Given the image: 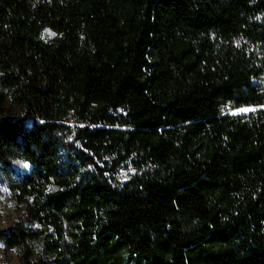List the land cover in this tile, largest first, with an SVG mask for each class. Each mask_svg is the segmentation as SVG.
Instances as JSON below:
<instances>
[{
	"label": "trees",
	"instance_id": "obj_1",
	"mask_svg": "<svg viewBox=\"0 0 264 264\" xmlns=\"http://www.w3.org/2000/svg\"><path fill=\"white\" fill-rule=\"evenodd\" d=\"M0 116L19 264H264V0H0Z\"/></svg>",
	"mask_w": 264,
	"mask_h": 264
},
{
	"label": "rangeland",
	"instance_id": "obj_2",
	"mask_svg": "<svg viewBox=\"0 0 264 264\" xmlns=\"http://www.w3.org/2000/svg\"><path fill=\"white\" fill-rule=\"evenodd\" d=\"M254 109V107L240 108L234 112H246L247 110ZM18 110L14 106L7 103V111L4 118L13 119L17 116ZM1 119V116H0ZM11 166L15 172L24 173L30 169V165L23 160L14 159L11 162ZM126 169H121L120 173L124 174ZM13 226H22L25 229H36L38 226L26 218V215L20 205L15 203L11 195L9 194L5 179L0 175V233L6 232ZM42 245L39 243H32L31 257L32 261H35L38 256L48 257L42 252ZM22 253V248L6 247L0 236V264H19V257Z\"/></svg>",
	"mask_w": 264,
	"mask_h": 264
}]
</instances>
